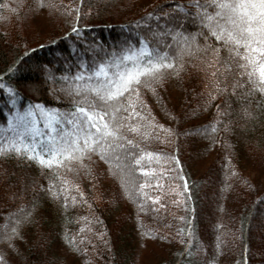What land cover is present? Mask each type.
<instances>
[{
	"label": "trees",
	"instance_id": "obj_1",
	"mask_svg": "<svg viewBox=\"0 0 264 264\" xmlns=\"http://www.w3.org/2000/svg\"><path fill=\"white\" fill-rule=\"evenodd\" d=\"M195 11L190 0H0V128L30 106L73 111L82 63L156 43L166 12L196 33ZM238 75L221 48L140 86L143 119L131 122L142 127L128 139L143 158L123 185L98 154L72 172L0 156V264H137L143 240L154 251L140 264H264V94Z\"/></svg>",
	"mask_w": 264,
	"mask_h": 264
},
{
	"label": "snow or ice",
	"instance_id": "obj_2",
	"mask_svg": "<svg viewBox=\"0 0 264 264\" xmlns=\"http://www.w3.org/2000/svg\"><path fill=\"white\" fill-rule=\"evenodd\" d=\"M190 4L196 9L192 18L199 21L200 31L186 34L178 21L169 27L175 17L166 12L165 30L153 34L159 38L156 43L140 39L138 45L129 43L90 66L82 63L81 71L73 78L75 86L69 89L70 94L79 97L74 110L59 113L35 105L12 113L6 129L0 128V156H27L42 166L72 172V162L82 163L91 154H98L109 163L110 171L115 169L120 175L123 185L131 167L140 165L143 158H136L132 149L139 146L128 139L129 133H137L142 127L131 121L143 119L131 97L134 94L138 99L140 86L158 82L166 69L176 67L178 60L209 52L219 59L223 48L235 63L238 79L246 78L249 94H264V0H190ZM153 15L149 13L148 18ZM169 37L172 42L166 43L164 38ZM210 38L221 47L210 44ZM125 98L127 104L123 103ZM122 112L128 115L121 116ZM12 233L15 235L17 229L12 228Z\"/></svg>",
	"mask_w": 264,
	"mask_h": 264
},
{
	"label": "rangeland",
	"instance_id": "obj_3",
	"mask_svg": "<svg viewBox=\"0 0 264 264\" xmlns=\"http://www.w3.org/2000/svg\"><path fill=\"white\" fill-rule=\"evenodd\" d=\"M168 92H167V96L169 97V98H171V99H175V97H176V95H177V93H178V88L176 87V86H173V87H170V88H168V90H167ZM137 230V229H136ZM142 247H140L141 249H140V251H139V257H137V260H136V263L137 264H140V262H142V260H146V259H148L147 258V256L145 255V256H143L142 255V252L144 253L145 251H147V250H152V251H154V248H152V246L149 244V240H143L142 241ZM159 254H163L162 253V250H159Z\"/></svg>",
	"mask_w": 264,
	"mask_h": 264
}]
</instances>
